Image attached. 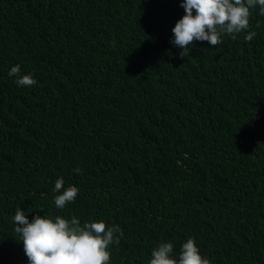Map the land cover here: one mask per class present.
<instances>
[{
  "label": "trees",
  "instance_id": "1",
  "mask_svg": "<svg viewBox=\"0 0 264 264\" xmlns=\"http://www.w3.org/2000/svg\"><path fill=\"white\" fill-rule=\"evenodd\" d=\"M181 2L0 0V264H28L18 208L119 225L110 264L188 238L210 264H264V15L181 59ZM61 177L79 192L57 209Z\"/></svg>",
  "mask_w": 264,
  "mask_h": 264
},
{
  "label": "clouds",
  "instance_id": "2",
  "mask_svg": "<svg viewBox=\"0 0 264 264\" xmlns=\"http://www.w3.org/2000/svg\"><path fill=\"white\" fill-rule=\"evenodd\" d=\"M259 7L264 15V0H182L185 14L172 28L170 41L181 49V59L189 55L197 41L208 42L212 47L222 43V37L231 36L249 28L251 9ZM255 36L249 32L245 39L251 41ZM9 76H15L17 86L30 87L37 84L31 74H21L19 65L13 66ZM80 173L81 170H73ZM53 191L57 209H64L74 203L79 189L75 186L64 188L63 178L55 181ZM37 210H44L43 208ZM14 232L23 243L28 264H110L112 245H119L123 236L119 225L108 226L104 221H84L73 216L66 219L57 215H35L31 221L25 212L18 208L12 217ZM119 234V235H118ZM174 245L160 243L151 252L148 264H210L200 254L194 238L182 243L178 258L173 257Z\"/></svg>",
  "mask_w": 264,
  "mask_h": 264
}]
</instances>
